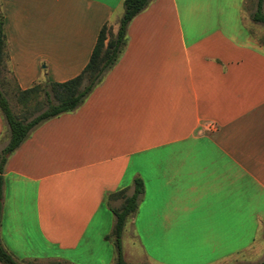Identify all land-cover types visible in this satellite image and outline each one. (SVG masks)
<instances>
[{
    "label": "crops",
    "instance_id": "1",
    "mask_svg": "<svg viewBox=\"0 0 264 264\" xmlns=\"http://www.w3.org/2000/svg\"><path fill=\"white\" fill-rule=\"evenodd\" d=\"M123 1L0 0L13 84L79 75ZM250 4L248 15L245 0H151L129 22L84 103L6 159L0 241L15 261L115 264L107 196L131 195L135 179L127 264L264 259V32ZM8 140L0 113V154Z\"/></svg>",
    "mask_w": 264,
    "mask_h": 264
},
{
    "label": "trees",
    "instance_id": "2",
    "mask_svg": "<svg viewBox=\"0 0 264 264\" xmlns=\"http://www.w3.org/2000/svg\"><path fill=\"white\" fill-rule=\"evenodd\" d=\"M151 0H124L123 15L119 21L116 33L104 25L98 35L91 57L76 77L62 82L54 83L48 80L37 82L26 90H20L14 85L15 97L21 106L19 113H15L7 98L0 89V113L3 116L9 140L0 154V218L2 208L3 166L7 157L14 152L29 136L31 131L43 122L64 113L77 110L103 80L106 73L112 69L120 58L126 43V30L129 22L149 4ZM263 0H257V9L251 15L255 22L264 25L262 12ZM6 43L4 34V19L0 12V70L6 69ZM13 82V81H12ZM143 186L140 179H135L134 190L131 195L121 189L107 196V201L121 200L118 208H112L115 217L112 235L116 247L115 264H127L122 256L121 236L126 220L137 209ZM0 263L19 264L7 253L0 241ZM47 264H60L50 262ZM257 264H264V259Z\"/></svg>",
    "mask_w": 264,
    "mask_h": 264
},
{
    "label": "rangeland",
    "instance_id": "3",
    "mask_svg": "<svg viewBox=\"0 0 264 264\" xmlns=\"http://www.w3.org/2000/svg\"><path fill=\"white\" fill-rule=\"evenodd\" d=\"M252 1L245 0V5H244L245 14L250 15L251 10L254 9V6H251L250 4ZM263 14H264V10H263ZM261 27L264 32V25L261 24ZM259 39L261 41H264V34H261V36H259ZM0 89L3 95L7 98L12 110L15 113H19V111L21 110V106L18 104L16 97H15L14 84L12 82L10 75L8 74V71L4 69L0 70ZM120 204H121V200L113 201L111 202V207L118 208ZM27 264H44V263L32 262V263H27Z\"/></svg>",
    "mask_w": 264,
    "mask_h": 264
}]
</instances>
